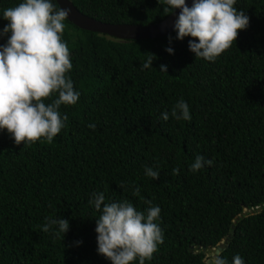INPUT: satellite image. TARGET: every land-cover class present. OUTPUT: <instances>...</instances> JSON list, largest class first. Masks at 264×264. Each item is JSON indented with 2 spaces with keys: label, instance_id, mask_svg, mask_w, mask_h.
Here are the masks:
<instances>
[{
  "label": "trees",
  "instance_id": "obj_1",
  "mask_svg": "<svg viewBox=\"0 0 264 264\" xmlns=\"http://www.w3.org/2000/svg\"><path fill=\"white\" fill-rule=\"evenodd\" d=\"M71 1L111 24H154L174 11L166 15L163 0ZM22 2L0 0V33L9 24L3 11ZM234 7L249 25L215 61L195 57L193 38L176 39V30L119 39L66 19L62 40L73 65L66 77L80 96L60 107L65 127L51 143L20 145L0 130V264H112L97 251L94 192L105 203L127 200L144 212L151 200L161 209L163 243L145 264H210L225 239L227 264L236 255L264 264V0ZM10 35H0V45ZM147 53L156 58L141 70ZM181 98L191 120L171 116ZM197 155L213 164L191 171ZM47 217L68 220L67 233L43 232Z\"/></svg>",
  "mask_w": 264,
  "mask_h": 264
},
{
  "label": "clouds",
  "instance_id": "obj_2",
  "mask_svg": "<svg viewBox=\"0 0 264 264\" xmlns=\"http://www.w3.org/2000/svg\"><path fill=\"white\" fill-rule=\"evenodd\" d=\"M163 3L168 5L163 9L166 15L170 9H180L174 21L176 39L192 37L189 50L207 61H215L236 41L239 30L249 25V17L234 7L236 0H192L191 7L186 0H163ZM70 11L57 8L52 0H23L3 11V18L9 24L0 35L9 32L11 35L6 44L0 45V130L6 129L17 145L33 144L42 138L51 143L68 119L67 115L61 117V105H74L79 99L80 93L66 77L73 65L69 47L62 40ZM166 51L173 53L171 47ZM147 54L141 70L151 67L156 58ZM160 71L167 73V66L161 65ZM54 95L56 98L46 103ZM171 116L191 120L189 106L183 98L173 107ZM161 117L167 121L169 113L164 112ZM88 127L95 129L94 124ZM212 164V160L197 155L190 170L199 171ZM178 172L173 169V175ZM145 175L159 179V172L151 167H145ZM139 192L140 188L136 187L133 195ZM89 203L101 212L95 228L98 254L112 264H132L137 259L139 264H145L152 259L157 246L163 243L162 229L155 222L161 212L158 206L146 200L144 203L149 207L141 212L127 200L105 203L103 192H94ZM46 221L42 226L45 233L55 228L53 234L59 236L69 230L66 219L47 217ZM210 264H227L222 250L211 255ZM233 264L245 262L236 255Z\"/></svg>",
  "mask_w": 264,
  "mask_h": 264
},
{
  "label": "water",
  "instance_id": "obj_3",
  "mask_svg": "<svg viewBox=\"0 0 264 264\" xmlns=\"http://www.w3.org/2000/svg\"><path fill=\"white\" fill-rule=\"evenodd\" d=\"M56 2L60 8L63 7L71 10L67 19L79 28L105 33L119 39L156 38L167 35L174 31V21L177 19L180 12V9H175L166 18L154 24H111L101 22L80 12L71 0H56ZM186 3L191 7L192 0H186ZM226 242L227 239L221 241L214 248L213 252L215 253L217 250H222ZM207 262L209 263L210 259H208Z\"/></svg>",
  "mask_w": 264,
  "mask_h": 264
},
{
  "label": "rangeland",
  "instance_id": "obj_4",
  "mask_svg": "<svg viewBox=\"0 0 264 264\" xmlns=\"http://www.w3.org/2000/svg\"><path fill=\"white\" fill-rule=\"evenodd\" d=\"M212 254H214V253L211 252L209 255L211 256Z\"/></svg>",
  "mask_w": 264,
  "mask_h": 264
}]
</instances>
